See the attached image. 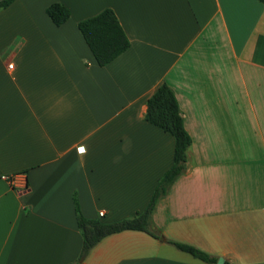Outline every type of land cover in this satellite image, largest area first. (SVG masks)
<instances>
[{"label": "crops", "instance_id": "crops-1", "mask_svg": "<svg viewBox=\"0 0 264 264\" xmlns=\"http://www.w3.org/2000/svg\"><path fill=\"white\" fill-rule=\"evenodd\" d=\"M54 3L71 12L61 26L46 13ZM106 9L131 45L100 67L78 24ZM164 83L192 139L186 172L152 215L164 240L124 231L82 264H207L167 240L222 264H264L259 0H15L0 10V264L76 262L75 196L105 223L148 207L174 161V137L144 118ZM10 175L18 187L1 179Z\"/></svg>", "mask_w": 264, "mask_h": 264}, {"label": "trees", "instance_id": "trees-1", "mask_svg": "<svg viewBox=\"0 0 264 264\" xmlns=\"http://www.w3.org/2000/svg\"><path fill=\"white\" fill-rule=\"evenodd\" d=\"M14 1L1 0L0 10ZM259 1L264 4V0ZM46 13L56 26L65 24L71 17L70 10L61 3L50 5ZM78 28L100 67L109 65L130 48V40L112 9H106L97 16L81 21ZM144 118L174 137L175 150L172 167L160 178L148 207L128 219L112 223L88 219L82 214L75 196L76 217L83 237V247L79 259L69 264H82L90 251L104 238L124 231H141L156 239L163 238V235L155 228L152 215L158 202L168 194L175 181L186 172L187 153L192 139L185 129L184 118L175 92L166 83L162 84L149 99ZM167 242L204 263L216 264L218 261L217 258L194 246L171 240Z\"/></svg>", "mask_w": 264, "mask_h": 264}, {"label": "built area", "instance_id": "built-area-1", "mask_svg": "<svg viewBox=\"0 0 264 264\" xmlns=\"http://www.w3.org/2000/svg\"><path fill=\"white\" fill-rule=\"evenodd\" d=\"M10 68H13V66H10ZM2 180H5L10 186L12 187H18L20 185L19 181V176L18 175H10V176H2ZM100 217L104 216V212H101Z\"/></svg>", "mask_w": 264, "mask_h": 264}, {"label": "water", "instance_id": "water-1", "mask_svg": "<svg viewBox=\"0 0 264 264\" xmlns=\"http://www.w3.org/2000/svg\"><path fill=\"white\" fill-rule=\"evenodd\" d=\"M187 164H188V163H187ZM161 239L164 240V238H161ZM223 261H224V260H223L222 258H220L219 261H218V264H222Z\"/></svg>", "mask_w": 264, "mask_h": 264}, {"label": "snow or ice", "instance_id": "snow-or-ice-1", "mask_svg": "<svg viewBox=\"0 0 264 264\" xmlns=\"http://www.w3.org/2000/svg\"><path fill=\"white\" fill-rule=\"evenodd\" d=\"M81 151H83V149H81Z\"/></svg>", "mask_w": 264, "mask_h": 264}]
</instances>
